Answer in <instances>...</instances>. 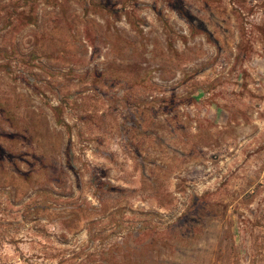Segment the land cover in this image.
<instances>
[{"label": "rangeland", "instance_id": "rangeland-1", "mask_svg": "<svg viewBox=\"0 0 264 264\" xmlns=\"http://www.w3.org/2000/svg\"><path fill=\"white\" fill-rule=\"evenodd\" d=\"M0 264H264V0H0Z\"/></svg>", "mask_w": 264, "mask_h": 264}]
</instances>
